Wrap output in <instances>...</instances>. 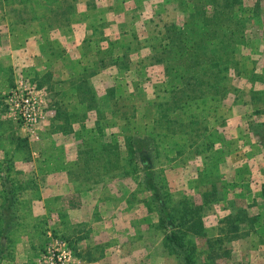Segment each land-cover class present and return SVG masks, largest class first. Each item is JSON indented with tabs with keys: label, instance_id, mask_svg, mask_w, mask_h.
<instances>
[{
	"label": "crops",
	"instance_id": "crops-1",
	"mask_svg": "<svg viewBox=\"0 0 264 264\" xmlns=\"http://www.w3.org/2000/svg\"><path fill=\"white\" fill-rule=\"evenodd\" d=\"M2 2L0 210L1 177L6 176L16 195V222L1 237L0 221V264H40L41 253L53 247L57 238L72 247L75 264H183L167 241L169 231L152 192L142 182V172L130 166L123 151L129 133L153 135L155 120L147 117V110L154 101H168L162 92L157 99V88L148 85L155 68L162 69L163 77V66L144 67L142 61L145 64L153 51L149 38L163 36L168 25L167 2H177V7L179 2L62 0L48 12L50 18L33 17L24 9L17 20L7 18ZM23 77L47 92V118L37 139L2 104L5 93ZM112 87L113 93L108 91ZM222 114L229 115L227 109ZM226 122L230 124L229 118ZM101 123L102 141L119 144V167L85 170L77 159L82 149L79 134ZM223 129L209 148L202 142L208 140H195L205 149L192 145L193 137L175 133L167 141L160 133L162 152L156 163L167 198L178 197V209L183 202L202 207L204 235L190 233L186 238L191 237L196 252L202 251L203 260L207 249L197 248L199 240L206 243L207 238L219 236V220L230 214L231 188L246 200L248 211L249 198L254 206L264 203V179L254 180L258 172L245 169L239 160L241 156L246 162L250 152L259 158L254 148L259 144L253 136L247 142L237 134L232 137L238 148L229 151L232 140L226 135L223 139ZM246 142L253 147L245 152ZM230 158L234 167L223 171L225 159ZM210 209L215 212L210 214ZM258 215L264 219L262 212ZM208 218L211 225L206 224Z\"/></svg>",
	"mask_w": 264,
	"mask_h": 264
},
{
	"label": "trees",
	"instance_id": "trees-1",
	"mask_svg": "<svg viewBox=\"0 0 264 264\" xmlns=\"http://www.w3.org/2000/svg\"><path fill=\"white\" fill-rule=\"evenodd\" d=\"M177 1L179 6H184L188 11L187 21L178 29L174 25H166L163 36L153 37L157 44L154 43V52L150 54L145 65L142 61L144 67L148 63L163 66L164 77L158 92L166 93L168 101L159 104L162 108L160 115L168 120L171 118L170 114H173L174 120H170L167 125L158 126V130L163 131V137L166 135L173 137L175 133L193 137L192 145H197L195 140L198 139L208 140L202 142L209 148L211 142L217 140L215 135L217 126L214 124L221 123L219 116L215 115L213 101L223 99L229 93V88L221 84L224 78L222 72L232 71L234 77L250 83L247 95L252 102L258 103L261 99V103L255 108V113L261 120L254 124L252 132L256 143L264 149V87H254L256 82L264 86V67L258 73L254 65L249 72L246 65L235 57L236 45L244 40L247 30L245 15L238 7L240 0ZM27 10L33 17H38L32 8ZM108 91L113 93L114 87ZM184 112L188 114V118L184 116ZM198 115H203L202 120H199ZM207 117L213 119L207 120ZM103 134L102 123L79 134L82 149L77 159L85 166V170L93 166L103 171L119 167V144L116 141L104 143L101 139ZM160 145V136L156 139L155 134L147 135L134 131L126 135L123 151L127 154L130 166L142 172L141 179L145 188L152 192L151 198L159 210L161 221L169 231L167 241L171 249L181 256L183 264H201L198 262L200 256L194 244L191 245V237H186L191 236L190 233L204 235L203 223L199 217L202 207L188 202H183L179 209L170 206L156 163ZM198 145L205 149L203 143ZM1 178L4 186V203L1 205L0 221L1 237H4L13 229L16 222L14 213L16 195L11 181L6 176ZM244 208L219 220V236L206 239L207 251L202 264H217V260L228 257L229 250L224 248L223 244L239 238L242 225L251 227L256 216H249Z\"/></svg>",
	"mask_w": 264,
	"mask_h": 264
},
{
	"label": "rangeland",
	"instance_id": "rangeland-1",
	"mask_svg": "<svg viewBox=\"0 0 264 264\" xmlns=\"http://www.w3.org/2000/svg\"><path fill=\"white\" fill-rule=\"evenodd\" d=\"M169 1V0H167ZM65 2V1H64ZM62 3V0H3L2 4L6 10V15L9 20H17L18 16H20L21 10H27L29 8H32L35 11H38L40 14H36L39 17L42 16L44 19L50 18L48 12L52 9H54L57 6H60ZM169 3L168 13L166 15L167 24L174 25L176 29L182 27L184 23L188 19V11L184 6L177 7V2H167ZM164 4V3H162ZM238 5V4H237ZM235 5V6H237ZM238 7L242 10L243 14L245 15V27H246V36L244 37V42L241 41V43H238L235 48V57L238 61L241 63H244L246 65L247 71L250 72V69H253L254 65L256 67L255 71L260 73V69L264 67V0H240V4ZM27 12V11H26ZM20 14V15H18ZM60 16H55L54 19L59 18ZM59 20V19H58ZM57 20V21H58ZM56 21V22H57ZM153 26V24H150ZM198 30L196 31V33ZM194 36V35H193ZM152 42L157 44L155 39L149 38ZM152 51L151 53H153ZM149 53V55L151 54ZM147 59H149V56H147ZM148 61V60H147ZM145 65V64H144ZM153 70V69H150ZM162 69L155 68L151 74L149 79V86H155L156 94H159L157 96V99L160 97V93L158 92V87L160 85V82L163 81L162 77ZM224 78L221 80V84L224 85L225 88H229V93L223 98V99H216L213 101V106L215 108V115L219 116V121L221 120V123H215L214 125L217 126L216 134L217 139L219 138L220 132L218 131L221 127H223L224 131V138L225 135L232 140L230 144V150L233 151L236 147L237 140L235 141L236 135H244L243 140H247L248 138H252L253 132L252 127L256 122H260L261 118L258 114L255 113V108L258 104L261 103V99L257 102H252L251 98L247 95L250 83L247 82V80L242 78H237L233 76V72H222ZM247 76H250L247 74ZM36 83V82H35ZM37 84V83H36ZM38 85V84H37ZM39 86V85H38ZM40 87V86H39ZM255 88H262L264 87L262 83L256 82L254 85ZM228 97V99H226ZM163 98V97H162ZM156 99V100H157ZM162 100V99H161ZM161 100L154 101L153 104L148 108L147 110V117L153 118L155 120V138L157 139L160 136V131L158 130V126H164L167 125V123L171 120H174V115L170 114L171 118L168 120H165V117L162 118L160 115L161 107L159 104L161 103ZM163 101V100H162ZM3 104V102H2ZM4 105V104H3ZM228 111V116H225L222 114L223 110ZM189 112V108L187 109ZM130 112H127V114ZM184 116L188 118V114L184 112ZM199 120H202L203 115H198ZM226 118H229L230 124H227ZM212 117H207V120H212ZM167 131V130H166ZM218 131V133H217ZM163 132V131H162ZM167 133H169L167 131ZM168 135L164 136L163 138L165 140H169ZM247 137V138H246ZM246 142L245 148L242 149L245 152L248 148L253 147L250 146ZM244 145V144H241ZM256 148V154L260 157L253 158L252 152L249 153L251 155L248 159H246V162L243 163L241 160L242 157H239L240 162H242V166H244L245 169L250 168L254 169L255 172H258L256 176H254V180L257 179L258 183L261 181V179H264V149L259 146H254ZM240 149V148H239ZM160 152L161 151V145H160ZM242 153V152H241ZM225 154V151H224ZM218 159H220L219 153L215 155ZM213 155V162L216 161V157ZM229 166V167H228ZM234 167V164L232 163V159L230 158L228 161L225 159V163L223 164V171L228 172L231 168ZM242 169V167H240ZM228 178H231V175L228 176ZM231 195L228 197L230 198L229 201V209L227 208V212L229 213H235L238 209L244 208V203L246 202L245 199L242 197H239L238 193L235 192L231 188ZM169 203L172 207H177V198L171 194L169 196ZM253 199H248V202L251 203V211H248L249 209L246 208V211L249 215L252 214L253 216H256L260 212L264 214V203H259L254 206ZM264 200V196H263ZM220 208H217L219 210ZM245 209V208H244ZM210 214L213 211L210 209ZM259 212V213H258ZM250 216V215H249ZM259 217V215H258ZM212 218V217H211ZM211 218H208L206 221L207 225H211L212 221ZM252 230L249 229L247 225L241 226V234L237 240L235 241H229L223 244L224 248H227L229 250V256L228 258H221L217 260V264H264V219L263 218H256L252 225ZM208 228V227H207ZM248 228V229H247ZM259 232H257V231ZM209 233H212L213 230L209 229ZM256 232V233H255ZM202 249L206 247V243L204 240L200 239L197 248ZM201 252L198 250V256H200L199 260L202 264L203 259L201 256Z\"/></svg>",
	"mask_w": 264,
	"mask_h": 264
},
{
	"label": "built area",
	"instance_id": "built-area-1",
	"mask_svg": "<svg viewBox=\"0 0 264 264\" xmlns=\"http://www.w3.org/2000/svg\"><path fill=\"white\" fill-rule=\"evenodd\" d=\"M6 112L26 127L29 135L37 139L47 118V92L28 78H19L3 97ZM40 264H75L72 247L61 238L53 247L45 249Z\"/></svg>",
	"mask_w": 264,
	"mask_h": 264
}]
</instances>
